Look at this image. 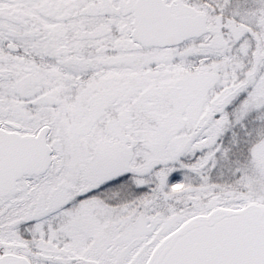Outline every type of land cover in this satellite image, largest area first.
Returning a JSON list of instances; mask_svg holds the SVG:
<instances>
[{
    "label": "snow or ice",
    "instance_id": "1",
    "mask_svg": "<svg viewBox=\"0 0 264 264\" xmlns=\"http://www.w3.org/2000/svg\"><path fill=\"white\" fill-rule=\"evenodd\" d=\"M0 264H264V0H0Z\"/></svg>",
    "mask_w": 264,
    "mask_h": 264
}]
</instances>
